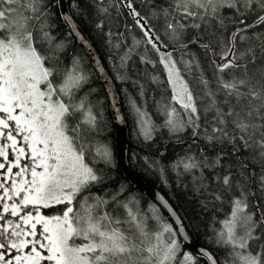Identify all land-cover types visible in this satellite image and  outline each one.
<instances>
[{"label":"snow or ice","instance_id":"6c2138e0","mask_svg":"<svg viewBox=\"0 0 264 264\" xmlns=\"http://www.w3.org/2000/svg\"><path fill=\"white\" fill-rule=\"evenodd\" d=\"M148 3V16L132 0L125 7L142 34L136 46L153 54L141 62L163 74L150 77L162 90L155 103L163 123L130 99L137 136L147 144L160 129L188 134L171 167L192 174L206 203H228L209 237L226 257L182 252L181 240H190L163 198L175 227L156 206L120 199L123 188L91 192L107 181L114 157L99 139L106 126L91 92L79 95L89 79L81 58L64 66L65 41L52 35L51 9L63 0H0V264H264V0ZM132 51L120 57L122 69Z\"/></svg>","mask_w":264,"mask_h":264},{"label":"trees","instance_id":"16d2710c","mask_svg":"<svg viewBox=\"0 0 264 264\" xmlns=\"http://www.w3.org/2000/svg\"><path fill=\"white\" fill-rule=\"evenodd\" d=\"M162 2L163 0H156V3ZM125 3L126 0H67V8L72 19L82 29L98 53L106 71L115 83L127 129L125 150L127 165L134 173L159 189L168 198L195 243L209 249L218 260H223L226 257V250L213 245L209 241V237L212 235L213 228L220 227L217 222L223 220L225 214L230 212L228 203H206L205 197L193 191L192 174L183 173V169L174 170L171 167L179 157L185 155L189 143L188 134L170 137L166 129H160L155 135V139L147 144L137 136L136 124L133 115L130 113L128 101L134 98L138 104H144L151 114L152 120L156 124L163 123V116L156 114L155 103L162 99V90L150 79L153 74H159L161 77L163 74L159 67L153 68L152 65L141 62V56L152 57L153 54L150 51H145L143 43L139 47L136 46L135 41L142 39V34L139 28L135 26L133 18L128 14L129 9L125 7ZM132 3L136 10L144 16H148L150 7L154 6L150 5L148 0H132ZM102 7L107 8L108 12H102L100 10ZM51 11L54 13L51 19L52 35L56 37L57 41L63 40L66 44L62 55L63 65H69L74 56L81 58L83 72L87 74L89 79L79 95L83 96L85 93L91 92L88 98L102 114L106 126L99 139L107 143L113 152V165L105 170V175L108 177L107 181L102 185L93 187L91 192L104 196L123 188V195L120 199L135 197L144 211H149L150 206L154 205L159 208L163 219L173 225L160 204L131 183L121 171L116 159L115 126L107 89L78 39L73 33L69 35L71 30L62 18L60 7H53ZM101 22H103L104 27L98 29L97 24ZM248 22H251V17ZM152 24L159 29L160 23L158 21L152 20ZM109 31L113 33L111 43L108 42L107 33ZM119 33L122 35H118ZM116 43L120 44L119 48L114 47ZM130 48L133 51L130 53L131 59L127 62V69L125 70L120 67V57ZM206 72L210 75L211 69H206ZM118 74H122L126 78L120 80L117 78ZM140 85H144V96L140 95ZM145 157L159 160L164 171L161 173L158 167H149L145 163ZM104 167L102 163L97 164V168ZM178 172L183 174L178 175ZM225 199L227 200L228 197ZM173 227L175 226L173 225ZM181 244L182 252L189 251L184 247L182 241Z\"/></svg>","mask_w":264,"mask_h":264},{"label":"water","instance_id":"95a60500","mask_svg":"<svg viewBox=\"0 0 264 264\" xmlns=\"http://www.w3.org/2000/svg\"><path fill=\"white\" fill-rule=\"evenodd\" d=\"M61 14L65 13L67 14L71 20L70 23L64 22L68 26V28L71 30V32L74 34V36L78 39L82 47L84 48L85 52L87 53L88 57L90 58L91 62L93 63L100 79L102 80L103 84L105 85L108 95H109V101H110V108L113 116L114 126H115V152H116V159L118 162V165L125 175V177L133 183L137 188L145 192L148 196L154 198L161 206L163 201H166L168 205L171 206V209L174 210L176 216H178L180 219V215L175 210L174 206L171 204V202L168 200V198L157 188L153 187L149 183H147L145 180H143L141 177H139L136 173H134L126 162L125 157V150H126V140H127V129L126 124L123 118V114L121 111V105H120V99L118 96V92L115 86L114 81L109 76L108 72L106 71L102 60L100 59L98 53L95 51L91 43L89 42L88 38L86 37L85 33L82 31V29L76 24V22L72 19V17L69 14L68 8H67V0H63V5L59 6ZM114 114H118L122 117V122H117L116 119H114ZM163 198V201L160 199ZM163 208V207H162ZM170 220L172 221L173 225H175L174 220L175 217L171 215V213L163 208ZM182 220V219H181ZM183 221V220H182ZM184 224V222H183ZM185 226V224H184ZM187 238L190 240V243H185L184 240H181L184 247L188 249L190 252L196 254L198 249L205 248L201 245H198L193 241L191 236L188 233V230L185 226ZM207 249V248H205ZM209 250V249H207ZM210 251V250H209ZM211 252V251H210Z\"/></svg>","mask_w":264,"mask_h":264}]
</instances>
